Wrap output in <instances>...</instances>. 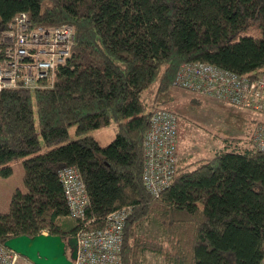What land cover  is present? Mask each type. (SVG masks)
Instances as JSON below:
<instances>
[{"label": "trees", "instance_id": "trees-1", "mask_svg": "<svg viewBox=\"0 0 264 264\" xmlns=\"http://www.w3.org/2000/svg\"><path fill=\"white\" fill-rule=\"evenodd\" d=\"M20 13L35 27L73 26L75 41L54 88L0 91V175L9 178L10 165L24 160L26 189L0 216V245L45 234L65 243L76 239L83 224L71 218L59 179L76 169L89 199L87 222L102 224L133 210L123 264H142L145 253L165 264H264V154L252 141L250 111L216 106L250 138H226L213 158L179 162L159 200L142 179L151 116L158 110L178 115L183 90L175 79L183 64L264 72V0H0V32ZM252 27L261 38L238 40ZM183 92L205 104L204 97ZM112 123L116 136L106 147L93 137L68 142L71 127L82 136ZM149 220L161 242L139 236Z\"/></svg>", "mask_w": 264, "mask_h": 264}, {"label": "built area", "instance_id": "built-area-1", "mask_svg": "<svg viewBox=\"0 0 264 264\" xmlns=\"http://www.w3.org/2000/svg\"><path fill=\"white\" fill-rule=\"evenodd\" d=\"M74 41L73 26L35 27L28 14L16 15L9 29L0 32V91L54 88L57 72L68 62ZM175 84L183 91L264 115V72L257 76L239 75L207 63H186L180 67ZM252 141L257 151L264 154V123L257 125ZM177 143V115L167 110L154 112L143 143L142 178L154 200H159L176 178ZM59 179L71 218L83 224L76 235L78 256L73 264H123L124 232L132 208L111 214L102 224L87 222L89 199L80 173L67 169ZM18 260V255L0 245V264H17Z\"/></svg>", "mask_w": 264, "mask_h": 264}, {"label": "rangeland", "instance_id": "rangeland-1", "mask_svg": "<svg viewBox=\"0 0 264 264\" xmlns=\"http://www.w3.org/2000/svg\"><path fill=\"white\" fill-rule=\"evenodd\" d=\"M241 37L261 38L262 33L258 27H252L242 32L238 36ZM205 98V97H204ZM175 112L178 114V162L191 164L200 160L213 158L217 153L221 152L227 144L226 138L242 139L245 141L250 138V132L238 131L233 125L225 122V119L217 112L216 106H224L221 102L214 99L205 98V104L194 100L192 95L180 91L176 98ZM239 111V110H238ZM249 118V127L254 129L257 125L264 123V115L254 112H246ZM255 120L253 125L250 123ZM233 122V120L231 121ZM117 124L112 123L99 130L89 132L85 135L78 136L76 127L69 130L68 142H73L84 137H93L102 147H106L113 142L116 136ZM243 143V142H241ZM40 144L42 153L47 152V148L40 136ZM231 148V147H230ZM23 161H16L10 165L12 175L9 178H3L0 175V216L9 212L12 198L17 191L26 193L24 186V167ZM178 171V170H177ZM45 236H48L45 234ZM139 236L154 242L163 240L159 228L154 220L147 221L140 229ZM68 257L72 252L69 250ZM142 264H165L163 259L152 253H145L142 256ZM17 264H31L27 260L20 258Z\"/></svg>", "mask_w": 264, "mask_h": 264}, {"label": "water", "instance_id": "water-1", "mask_svg": "<svg viewBox=\"0 0 264 264\" xmlns=\"http://www.w3.org/2000/svg\"><path fill=\"white\" fill-rule=\"evenodd\" d=\"M5 248L31 264H73L78 256V241L68 243L61 238L42 235L40 237L10 240ZM68 250L72 252L68 257Z\"/></svg>", "mask_w": 264, "mask_h": 264}, {"label": "crops", "instance_id": "crops-1", "mask_svg": "<svg viewBox=\"0 0 264 264\" xmlns=\"http://www.w3.org/2000/svg\"><path fill=\"white\" fill-rule=\"evenodd\" d=\"M183 161H180V163H182Z\"/></svg>", "mask_w": 264, "mask_h": 264}, {"label": "flooded vegetation", "instance_id": "flooded-vegetation-1", "mask_svg": "<svg viewBox=\"0 0 264 264\" xmlns=\"http://www.w3.org/2000/svg\"><path fill=\"white\" fill-rule=\"evenodd\" d=\"M69 251V250H68Z\"/></svg>", "mask_w": 264, "mask_h": 264}]
</instances>
